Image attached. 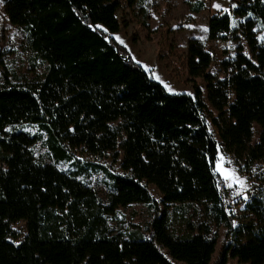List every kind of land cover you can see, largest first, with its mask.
I'll use <instances>...</instances> for the list:
<instances>
[{"label": "trees", "instance_id": "16d2710c", "mask_svg": "<svg viewBox=\"0 0 264 264\" xmlns=\"http://www.w3.org/2000/svg\"><path fill=\"white\" fill-rule=\"evenodd\" d=\"M3 2L8 21L24 29L27 48L46 70L29 81L9 76L6 65L0 73V264H209L218 238L213 226H224L231 238L219 264H264V170L247 206L253 218L235 221L222 206V178L214 172L219 142L246 170L264 164V0H231L230 14L243 19L236 27L230 14L209 17V41L236 43L217 73L205 45L189 40L191 95L167 92L108 36L119 30L120 0ZM186 3L193 12L204 8L203 0ZM27 124L38 131L22 129ZM37 142L55 163L74 169L37 160ZM77 147L120 158L122 174L72 160L67 148ZM90 171L106 178L105 203L80 179ZM148 185L161 195L160 214ZM133 203L156 211L151 239L110 227L116 210ZM171 207L180 216L176 223ZM18 222L26 234L15 244L9 238L16 239Z\"/></svg>", "mask_w": 264, "mask_h": 264}, {"label": "rangeland", "instance_id": "374dc122", "mask_svg": "<svg viewBox=\"0 0 264 264\" xmlns=\"http://www.w3.org/2000/svg\"><path fill=\"white\" fill-rule=\"evenodd\" d=\"M189 0H136L128 6L125 0H120L119 8L116 11V17L120 24L116 33L108 34L114 40L122 45L127 52V57L136 61L149 77L158 81L169 93H187L192 94V85L188 80L186 72V53L190 39L201 41L206 50L212 57L210 71L217 73L219 63L223 59H229L235 54L236 43L231 39L208 40V19L217 13L230 14L233 6L231 0H203L204 8L199 12H193L188 8ZM193 1V0H191ZM220 5V8L214 5ZM224 9H228L227 12ZM231 17V27H236L242 18ZM207 28V31H203ZM261 34V33H260ZM119 38V39H117ZM25 31L22 27L10 24L4 10V2L0 0V73L3 65L7 66L9 76H16L19 81L33 80L41 77L46 70V64L27 48L25 44ZM120 41H123L121 43ZM244 45V52L248 55L247 48ZM198 84L203 92V99L208 104L204 82L198 79ZM209 131L219 142L216 128L208 122ZM22 129L29 132H37V126L33 124L22 125ZM259 129L254 126L255 141L258 137ZM219 152L214 164V172L222 176V180L232 183V187L237 193L247 194L253 186L255 180L243 172H240L230 161L223 158V146L218 144ZM72 160L80 163H97L110 169L111 172L122 174L120 169V158L116 162L106 157H93L83 148L77 147L68 149ZM32 151L37 160L49 162L55 165L59 170L68 172L74 169L70 163L61 161L55 163L42 143L37 142ZM253 175V174H252ZM228 177V179H225ZM238 178L243 181V187L233 179ZM80 179L90 185L96 192L97 200L105 203L106 194L109 191L106 185V178L100 171H90L86 177ZM151 196L158 204L157 214L162 212L160 205L161 195L153 185H148ZM153 208L145 204L133 203L126 207H120L115 215L108 219L110 227L116 228L129 235L139 234L142 238L151 239L152 231L150 222L156 215ZM187 212L184 217L190 215ZM170 217L173 223L180 220L173 207L170 209ZM17 234L16 239L9 238L15 244H18L26 234L23 222L14 225ZM213 231H217L218 238L215 252L212 255L209 264H219L223 249L231 241L224 226H213ZM165 256H168L166 250H162ZM175 263V262H174ZM178 264V263H175ZM234 264V263H232Z\"/></svg>", "mask_w": 264, "mask_h": 264}, {"label": "built area", "instance_id": "2783aa9c", "mask_svg": "<svg viewBox=\"0 0 264 264\" xmlns=\"http://www.w3.org/2000/svg\"><path fill=\"white\" fill-rule=\"evenodd\" d=\"M223 158L230 161L235 167L239 169L240 172L252 176L255 182L253 183V186L249 189L248 193L243 195L237 193L233 187L231 188L227 187L226 186L227 184L222 180L219 185V188L221 189V203L222 205L225 206L226 213L228 215H231L234 221L237 220V217L243 214H247L249 217H252L247 212V206L250 203V201L256 195L259 194V190L262 186V182L260 180V174L264 170V164L261 162H254L252 163L250 168L246 170L244 169L245 167L243 161L236 159L232 153L224 152Z\"/></svg>", "mask_w": 264, "mask_h": 264}, {"label": "snow or ice", "instance_id": "6c2138e0", "mask_svg": "<svg viewBox=\"0 0 264 264\" xmlns=\"http://www.w3.org/2000/svg\"><path fill=\"white\" fill-rule=\"evenodd\" d=\"M214 7H216V8H220V5H214ZM233 7H235V5H233ZM224 11L225 12H227L228 11V9H224ZM97 27H99V26H97ZM203 31H207V28H204L203 29ZM117 39H119V38H117ZM121 43H123V41H120ZM225 179H228V177H225ZM233 179L234 180H236L240 185H241V187H243V181L242 180H239L238 178H236V177H233ZM227 187H229V188H231L233 185H232V183H227V185H226Z\"/></svg>", "mask_w": 264, "mask_h": 264}, {"label": "bare ground", "instance_id": "6f19581e", "mask_svg": "<svg viewBox=\"0 0 264 264\" xmlns=\"http://www.w3.org/2000/svg\"><path fill=\"white\" fill-rule=\"evenodd\" d=\"M220 200H221V189H220ZM223 207H224V210H225V212H226V208H225V206L224 205H222Z\"/></svg>", "mask_w": 264, "mask_h": 264}, {"label": "crops", "instance_id": "0c3cea01", "mask_svg": "<svg viewBox=\"0 0 264 264\" xmlns=\"http://www.w3.org/2000/svg\"><path fill=\"white\" fill-rule=\"evenodd\" d=\"M222 177V176H221Z\"/></svg>", "mask_w": 264, "mask_h": 264}]
</instances>
